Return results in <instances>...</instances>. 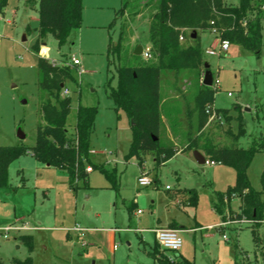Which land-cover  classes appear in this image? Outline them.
Listing matches in <instances>:
<instances>
[{
    "label": "rangeland",
    "instance_id": "rangeland-1",
    "mask_svg": "<svg viewBox=\"0 0 264 264\" xmlns=\"http://www.w3.org/2000/svg\"><path fill=\"white\" fill-rule=\"evenodd\" d=\"M137 1L139 6L118 15L121 0H81L80 27L70 32L62 46L45 35L37 53L31 49L38 26L37 3L27 7L24 0L6 1L0 14V146L34 144L45 97L37 86L36 57L69 61L73 54L80 65L72 69L75 82H66L70 97L67 129H73L78 106L95 107L90 161L114 171L118 189H112L96 169L88 172L86 187L81 181L71 187L64 172L45 166L27 151L7 167L8 186L0 188V226L15 221L32 228L9 231L7 238L0 233V264H161L157 258L172 264L177 257L193 264H264V211L259 222L222 224L237 210L239 199L232 196L226 201L223 217L212 208L218 193L234 186L233 168L219 162L199 165L192 150L180 151L187 131L200 134V141L207 138L216 146L241 148L263 134L264 119L257 109L264 103V19L258 54L234 44L220 54H205L214 37L209 31H198L202 59L212 74L211 107L227 110L228 122L221 116L208 121L207 115L198 129L205 115L196 107V97L205 86L203 65L162 72L158 139L178 152L157 163L155 151H141L139 166L136 156L125 159L130 125L108 96V85L115 86L116 75L107 63L110 40L120 41L127 65L151 60L134 55L133 48L150 45L147 30L156 6L154 1ZM227 2L236 4L237 0ZM213 79L217 88H213ZM237 104L246 124L244 134L234 142L226 130H237ZM262 167L263 153L257 151L246 176L264 201ZM140 174L152 183L138 185ZM192 195L194 203H189ZM74 226L83 228L82 235L71 230ZM158 227H178L181 245L177 251L159 247L152 232ZM252 227L256 228V243ZM22 236L31 237V248Z\"/></svg>",
    "mask_w": 264,
    "mask_h": 264
},
{
    "label": "trees",
    "instance_id": "trees-1",
    "mask_svg": "<svg viewBox=\"0 0 264 264\" xmlns=\"http://www.w3.org/2000/svg\"><path fill=\"white\" fill-rule=\"evenodd\" d=\"M6 1L0 0V14H3ZM153 1L156 8L147 30L151 60L137 65H127L124 62L125 55L120 52V41L113 43L110 40L107 63L114 68L116 84L114 87L108 85V96L113 101L115 110H121L129 121L131 140L125 159L131 156L138 158L141 151H155V161L161 163L174 154L173 145H163L158 139L162 115L159 92L162 72L203 65V52L197 42L198 31L210 32L212 28L221 39L258 54L261 46L264 0H237L236 4L228 3L227 0H149L147 4ZM35 2L38 26L31 49L37 53L47 34L53 36L58 46L64 45L70 32L80 27L81 0H24L27 7ZM137 2L121 0L118 15L126 8L139 6ZM191 31L196 32L193 39L189 37ZM179 36H182V41L179 40ZM72 69L66 58L52 61L40 55L36 57L37 86L44 92L45 97L41 101L40 122L36 126L34 144L30 147L20 143L0 146V188L8 186V165L30 151L38 162L54 166L64 172L71 187L78 181L86 187L88 172L96 169L105 176L112 189H118L114 171L90 161L89 136L93 128L95 107L78 106L73 129L71 131L67 129L66 117L70 97L63 94L62 90L66 87V82H75ZM212 94L211 87L204 86L196 97V107L202 109L205 114L198 129L207 118L205 108L211 106ZM235 107L239 110L236 117L237 130L236 132L226 130L234 142L244 134L246 124V120L240 114L239 105ZM214 110L218 117L221 116L225 122L229 121L227 110L215 108ZM257 112L261 113L264 119V103L259 106ZM187 132V138L180 151L196 149L208 161L226 164L235 171L234 186L224 193H218L216 202L212 204L213 210L223 217L226 201L234 196L239 199V204L237 210L231 211L229 218L242 220L243 223L262 220L264 201L260 198V192L250 186L246 170L253 154L261 151L263 167L260 176L264 185V130L263 134L251 139L247 148L237 145L216 146L207 138L200 141V134ZM138 165H142L139 158ZM189 199V203H194L193 195ZM132 208L131 205L128 206L129 211ZM252 234L256 243L255 227H252ZM21 238L31 248V237ZM151 255L154 257L155 252ZM157 260L161 264H170L160 258ZM27 262L29 263V259ZM172 264L193 263L183 257H177Z\"/></svg>",
    "mask_w": 264,
    "mask_h": 264
},
{
    "label": "built area",
    "instance_id": "built-area-1",
    "mask_svg": "<svg viewBox=\"0 0 264 264\" xmlns=\"http://www.w3.org/2000/svg\"><path fill=\"white\" fill-rule=\"evenodd\" d=\"M212 23V22H211ZM210 34L214 37V40L212 41V43H210V45L204 49V53L208 54V55H217L220 54L221 52H224L228 49L229 46V42L225 39H221L217 33L216 30L214 28H212L210 30ZM179 40L182 41L183 38L182 36H179ZM43 55H46V50L43 49L42 51ZM140 56L144 59V60H148L151 58V51H150V46L146 45V46H142V50H141V54ZM69 64L73 67H78L80 65L79 59L76 58L73 54L70 55V59H69ZM78 72H81V70ZM213 88H217L218 87V83L216 81V79H213ZM63 94H68V89L65 87L62 90ZM228 95H230V93H228ZM205 112L208 115V121L213 120L214 118L218 117L214 108L211 106H207L205 108ZM208 162L209 164H212V161H205V163ZM87 170H89V168H87ZM137 183L140 186H146L152 183L151 179L149 177H147L145 174H140L137 177ZM140 212L139 210H137V213ZM229 222H242V220H235L233 218H229V216H227V218L225 219L224 222H222V224L225 223H229ZM243 223V222H242ZM32 227H29L26 223H17V222H12V223H8V224H4L2 226H0V233L1 236L3 238H7V234L9 231H22V230H27V229H31ZM72 231L77 232V235L80 236L82 235V231L83 228L78 227V226H74L72 229ZM177 229H172V228H164V227H159V228H154L152 229V232L154 233V238L157 242V244L159 245V247L162 250H166V251H171V252H175L179 249L180 245H181V239L177 233Z\"/></svg>",
    "mask_w": 264,
    "mask_h": 264
},
{
    "label": "water",
    "instance_id": "water-1",
    "mask_svg": "<svg viewBox=\"0 0 264 264\" xmlns=\"http://www.w3.org/2000/svg\"><path fill=\"white\" fill-rule=\"evenodd\" d=\"M196 36V32L195 31H191V33L189 34L190 38H194ZM141 50H142V46L141 45H136L133 49V54L134 55H140L141 54ZM203 67L205 68L204 74H203V79H202V84L205 86L210 87L211 86V82H212V74L209 70V65L206 62H203ZM60 86H62V84H60ZM22 102L24 103L25 101L22 100ZM17 136L22 139L24 137L23 133L20 132V130H18L17 132ZM155 139V137L153 138ZM192 156L194 158V160L196 161L197 164L202 165L205 163L206 159L205 156L199 152L196 149L192 150ZM46 166H48V164H45Z\"/></svg>",
    "mask_w": 264,
    "mask_h": 264
},
{
    "label": "crops",
    "instance_id": "crops-1",
    "mask_svg": "<svg viewBox=\"0 0 264 264\" xmlns=\"http://www.w3.org/2000/svg\"><path fill=\"white\" fill-rule=\"evenodd\" d=\"M142 46V45H141ZM135 47V46H134ZM134 49V48H133ZM177 152H178V150H177ZM177 152H175L174 154H176ZM173 154V155H174ZM45 165V164H44ZM46 166V165H45ZM137 212V211H136ZM15 218H18V219H21L22 220V218L20 217V216H17V217H15ZM25 223V222H24ZM159 228V227H158ZM164 228H169V227H164ZM177 230H178V227H177Z\"/></svg>",
    "mask_w": 264,
    "mask_h": 264
}]
</instances>
